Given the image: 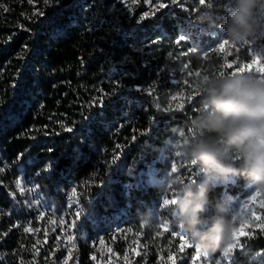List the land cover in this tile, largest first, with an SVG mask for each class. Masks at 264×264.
<instances>
[{
	"label": "trees",
	"instance_id": "16d2710c",
	"mask_svg": "<svg viewBox=\"0 0 264 264\" xmlns=\"http://www.w3.org/2000/svg\"><path fill=\"white\" fill-rule=\"evenodd\" d=\"M183 4L0 0V264H192L176 202L164 203L177 184L207 179L206 218L215 205L249 216L243 199L255 190L243 175L206 178L182 151L201 84L231 76L254 45L264 57V8L234 43L224 29L233 0ZM125 54L136 61L131 79ZM196 264H264V233L201 249Z\"/></svg>",
	"mask_w": 264,
	"mask_h": 264
},
{
	"label": "clouds",
	"instance_id": "9594fccd",
	"mask_svg": "<svg viewBox=\"0 0 264 264\" xmlns=\"http://www.w3.org/2000/svg\"><path fill=\"white\" fill-rule=\"evenodd\" d=\"M258 8H264V0H233L224 23L232 42L253 34ZM200 92L201 107L191 121L195 135L184 143L182 154L199 163L206 178L239 174L264 192V80L223 76L203 82ZM207 183L177 184L174 211L194 245L218 250L228 242L237 216L215 205V214L204 217Z\"/></svg>",
	"mask_w": 264,
	"mask_h": 264
},
{
	"label": "snow or ice",
	"instance_id": "6c2138e0",
	"mask_svg": "<svg viewBox=\"0 0 264 264\" xmlns=\"http://www.w3.org/2000/svg\"><path fill=\"white\" fill-rule=\"evenodd\" d=\"M120 4H125V0H119ZM115 3L110 5V7H115ZM169 6H179L183 10L188 11L186 7H184L183 0H170V3H165L164 0H156L154 10H162L165 9ZM119 13H117V16ZM128 16V12H124V19H126ZM148 17V13H145L144 15L140 16L139 19L135 21L136 24H141L144 19ZM116 16L112 18V26L114 27L115 32H119L122 28L123 24V19L119 24L116 23ZM183 39H180L177 41V43H181ZM227 45V42H225L221 47L225 50ZM131 51L135 52L137 55L140 53V49H132ZM264 57L261 55H256L254 58L250 60V62L247 63H242L239 65L238 68L234 70V72L231 75H238V74H246V73H253L258 74L261 80H264ZM121 63L124 65V71L121 73L122 76L131 79L132 74L135 73V68L131 67L134 63H136L134 57L131 54H125L122 56ZM228 68H233L232 64L227 65ZM223 75V74H221ZM122 83V81H117V84ZM117 95L116 91L112 92V96L115 97ZM100 107L102 108L103 105L101 104ZM180 108H183V105H180ZM68 132H72L73 128L67 127L65 129ZM47 135V133H46ZM59 135V133H57ZM48 151L51 153L54 151V149L49 148ZM118 157H114L113 160L110 162L115 163ZM51 167V162L49 161L48 164L46 165L45 171L49 170ZM19 187V185H18ZM72 192L75 194L76 189L73 188ZM176 199L175 196L169 200H165L164 203L167 205L168 203H175ZM246 207L250 210L249 211V216L244 218L242 221H239L236 219L234 226L231 230V238L239 242L242 239L245 238H252V236L259 232V233H264V195H262V192L256 191L253 195H251L248 200H247V205ZM81 213L79 211L76 212V217L79 219ZM181 239H184V236L181 235ZM101 244H103V241L101 240ZM186 246L188 247H194L196 251V255H193L191 257L192 264H196V261L200 259V252L201 248L198 245H184L181 244V248H185ZM240 245L237 243L236 245H229L227 247H224L221 250L222 256H226L229 254V248H234V247H239ZM172 257H169V260H172Z\"/></svg>",
	"mask_w": 264,
	"mask_h": 264
},
{
	"label": "rangeland",
	"instance_id": "374dc122",
	"mask_svg": "<svg viewBox=\"0 0 264 264\" xmlns=\"http://www.w3.org/2000/svg\"><path fill=\"white\" fill-rule=\"evenodd\" d=\"M144 2H145L147 5L150 6L151 11H152V8H154V6H155L156 0H144ZM136 3H140V0H125V5H126V6H130V5H132V4H136ZM146 13L150 14V12H146ZM253 40L255 41L256 38H254ZM220 44H222V43H220ZM251 52H252L253 58H254L256 55H261V56L263 57L262 52H261L260 48H259L257 45L252 46V48H251ZM262 62H264V60H262ZM257 78H260L259 75L257 76ZM256 191H258V190H255V192H256ZM255 192H254V193H255ZM65 194H66V196H67L68 198L71 197V190H70V189H66ZM251 195H253V194H251ZM251 195H249L248 197H246L245 199H243V201H245V204H247V200H248V198H249ZM262 195H264V192H262ZM244 209H246V207H244ZM241 215H242V213H241Z\"/></svg>",
	"mask_w": 264,
	"mask_h": 264
}]
</instances>
